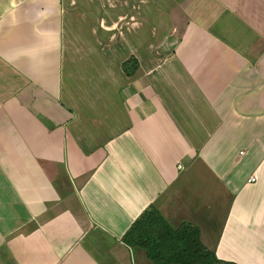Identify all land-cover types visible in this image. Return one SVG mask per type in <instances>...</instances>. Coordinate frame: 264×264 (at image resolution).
<instances>
[{
    "label": "crops",
    "instance_id": "obj_1",
    "mask_svg": "<svg viewBox=\"0 0 264 264\" xmlns=\"http://www.w3.org/2000/svg\"><path fill=\"white\" fill-rule=\"evenodd\" d=\"M76 4L0 0V264H154L123 241L150 205L264 264V0H170L159 59L126 12L80 46Z\"/></svg>",
    "mask_w": 264,
    "mask_h": 264
},
{
    "label": "rangeland",
    "instance_id": "obj_2",
    "mask_svg": "<svg viewBox=\"0 0 264 264\" xmlns=\"http://www.w3.org/2000/svg\"><path fill=\"white\" fill-rule=\"evenodd\" d=\"M169 1L170 0H145V2L140 3L139 0H128L127 3H122L120 0H107V3L100 5L97 0H91V2H88L87 0H77L76 8H79L83 18L75 20L72 23V29L75 36L81 40L80 46H84L86 42H90L89 39L92 40V33L99 29L100 17L105 19L106 22L111 25V19H115L117 14L121 12L133 14L136 17L135 20L137 22L135 27L126 25V18L120 22L125 24L122 29L123 36L125 35L124 41L128 42V45L135 43V47H138L139 45V50H134V47H132V49L134 53L138 54L142 59L148 57V51L144 50L147 43L149 41L153 42L156 47L153 54L156 59H159L160 55L165 53V51L160 48L164 45L167 39L169 40V37L171 39L173 38L171 37V32H169V17L165 14L169 11L167 10ZM130 20L132 21V19ZM119 31L120 29L116 30V33L119 34ZM152 31L154 34L151 33ZM107 35L109 36V32ZM94 45V43H91L92 47H94ZM162 48H164V46ZM129 54L130 52L125 51L124 56L127 57ZM87 68L88 66L86 64H77L75 70L76 75H80V80H77V82L80 83L79 86L82 90H86L88 86L87 83L84 82L89 81V79H87V77H89V72H85V69L87 71ZM91 79L93 78L91 77Z\"/></svg>",
    "mask_w": 264,
    "mask_h": 264
},
{
    "label": "trees",
    "instance_id": "obj_3",
    "mask_svg": "<svg viewBox=\"0 0 264 264\" xmlns=\"http://www.w3.org/2000/svg\"><path fill=\"white\" fill-rule=\"evenodd\" d=\"M137 67L134 57L123 63V70L131 74ZM130 246L145 250L154 264H213L220 262L213 251L203 245L199 228L189 222L171 226L154 205L148 206L132 222L123 235Z\"/></svg>",
    "mask_w": 264,
    "mask_h": 264
},
{
    "label": "built area",
    "instance_id": "obj_4",
    "mask_svg": "<svg viewBox=\"0 0 264 264\" xmlns=\"http://www.w3.org/2000/svg\"><path fill=\"white\" fill-rule=\"evenodd\" d=\"M242 153V152H241ZM179 167H181L180 165H178ZM255 178L253 175H251L249 178H248V181H253Z\"/></svg>",
    "mask_w": 264,
    "mask_h": 264
}]
</instances>
